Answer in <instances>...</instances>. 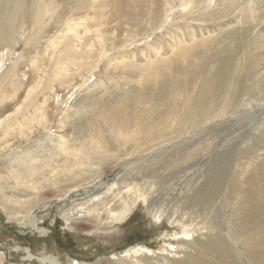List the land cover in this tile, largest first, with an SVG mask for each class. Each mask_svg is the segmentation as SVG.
Masks as SVG:
<instances>
[{
	"label": "rangeland",
	"instance_id": "obj_1",
	"mask_svg": "<svg viewBox=\"0 0 264 264\" xmlns=\"http://www.w3.org/2000/svg\"><path fill=\"white\" fill-rule=\"evenodd\" d=\"M40 1L36 25L34 0H0V264H188L185 252L221 220L241 263L254 264L243 245L249 230L260 236L264 205L244 201L246 177L264 164V63L249 67L237 109L193 128L177 109L230 36L246 43L241 58L259 53L248 47L264 35L255 0ZM158 115L167 120L140 144L138 128L121 124ZM229 153L230 208L219 216L195 198ZM127 205L128 219L111 223Z\"/></svg>",
	"mask_w": 264,
	"mask_h": 264
},
{
	"label": "bare ground",
	"instance_id": "obj_2",
	"mask_svg": "<svg viewBox=\"0 0 264 264\" xmlns=\"http://www.w3.org/2000/svg\"><path fill=\"white\" fill-rule=\"evenodd\" d=\"M67 1L68 0H62L63 4H65ZM79 1H81V0H79ZM40 2H41L40 0H34V2L32 4L33 9H34L33 22L36 25L40 24V20L38 19V17L41 16V15H39L40 14L39 11L41 10L40 5H39ZM7 3H8V1H7ZM124 3L126 4V6L133 7L135 9H138L137 7H139V4L138 3L136 4V0H126ZM51 4H52V2H51ZM83 4L84 3H82V5ZM107 4L110 7L111 6H114L115 8L118 7V4L115 3L114 0H110L105 5H107ZM253 4L256 5L254 10L257 12L260 19H263V21H264V0H255V3H253ZM80 6L81 5L78 4L76 7H80ZM83 6H85V4ZM46 10H50L48 6H47V8H45V12H46ZM52 10H53V8H52ZM37 12H38V16L36 14ZM14 25H15V23H14ZM262 36H264V35L257 33V35L254 38V40H255L254 43L252 42L251 44H248L249 49L254 48L255 50H259V53H257L256 55H253L251 49L250 50L247 49L246 52L244 51L245 55L242 58L240 57V53H241V51H243V47L246 43L245 44L242 43V41H241L242 39H237V37H235V36L229 37V39L231 40L230 44H232V46L229 48H226V49L224 48L222 50L221 61L219 59H217L218 60L217 63H219V64L215 67V69L213 71H210V72L201 71L199 73V77H201L200 78L201 82L199 84H197V86L193 90L192 94H188V96H185V98H183V102L178 104L179 105L178 109H177L178 114H179L178 116L180 117L179 119L182 122L184 121V123L188 124L189 127L193 128V127H195V126H197L203 122H207L208 120H212L215 117L216 118L221 117L225 113H228L229 111L235 109L236 103L237 104H238V102L241 103L240 102L241 96L243 94H246V92L249 93L250 91H252V90H250V85L247 84V78H249V70H250L249 67H251L253 64H256V63H264V37H262ZM227 42H228V40H227ZM240 58H241V60L239 61ZM204 67H206V66L204 65ZM190 74H192V73H190ZM155 75L157 76V74H155ZM157 77L152 78V80L158 79ZM258 77H259V79L256 83H257L260 91H263V89H264V76H263V78H262V76H258ZM162 81H163V79H162ZM254 82H252V83H254ZM162 90H164V89H162ZM159 91L156 92L154 94V96L155 95L160 96V94H162L163 91H161V90H159ZM163 93H165V91ZM261 93L263 94L264 92H261ZM262 94H260V96ZM262 96L264 98V94ZM124 101H123V104H125ZM138 109H140V108H138ZM122 111H123L122 107H121V109L116 110L113 113L114 119H116L119 115H121ZM106 116H108V115H106ZM148 117H144L143 120L139 121V122H137L135 119H131L130 117H129L130 120L128 119V121H124V120L121 121L122 122L121 124L124 127H127V126L128 127L129 126L134 127L135 126L136 128H138L137 131H139V132L138 133L136 132V134L140 133L138 135L140 138H138L137 135L135 137H136V139L140 140L139 144L141 142L142 143L146 142L148 139H150V137L154 133L153 129L156 128L158 126V124L162 123L164 120L165 121L167 120V118L164 119L166 116H164V118H163V116H159V115H158V117H149V118ZM121 118H122V116L119 119H121ZM139 118L140 117H138V119ZM141 118H142V116H141ZM117 120H118V118L116 119V121ZM178 128H180L179 125H178ZM178 131H180V130H178ZM231 154L232 153H229L227 156V159L225 158L227 161V165L225 166L224 170L221 171V173L216 178H214L212 180V182L208 186L206 192H204V193L202 192L198 196L196 195V198H195L196 200H198L197 203L201 207H203L205 205L215 207V209H216V207H218L217 211L219 212L218 213L219 216H226V212L230 208V202H229L230 201V192L227 191V189L225 188V185L230 181L229 174H230L232 167L234 166V164H233L234 162L231 160ZM255 172L256 173L254 176H251V177L247 176L246 177L247 181L249 182V184H248L249 189L248 190H250V191L245 196V201H244L245 203H248L253 208L259 207V206L261 207L264 205V164L259 165ZM252 175H253V173H252ZM246 178L243 180L244 183H247ZM235 185H237L236 181L234 183V186ZM199 192H201V191H199ZM197 194H198V192H197ZM218 199L220 200L219 201L220 203L217 202ZM129 207L130 206H128V205L123 206L118 211V213L113 214L111 216L112 217L111 223L112 222H121V221L127 220L130 213H131V210ZM115 208H116V205H113L112 209L109 208L106 210L112 211ZM253 208L247 209L245 214L242 216L243 222H245V223L252 222V216H253V213L255 211ZM91 210H92V213L93 212L95 213V214H92V216H94L95 218H99L98 216H100V214L98 213V207L93 208V209L91 208ZM73 213H74V211H73ZM89 213H90V211H89ZM67 214H70V212H67ZM75 214H79L78 211H76ZM238 216H239V214H238ZM255 225H256V228L258 229V231L260 232V236L258 237L256 235L255 228L249 230L250 239H251V236L254 232L256 237H257V241L254 245H251V244H249V242H250V239H249V240H247L246 243H244L243 248H244V251L246 252V254L253 259L254 264H264V221L263 222L257 221L255 223ZM224 226H225V224L221 220L220 222L214 224L215 231L212 230V232L210 231V233H206V235H205L206 239L198 238L197 240H195V245H193L192 251H189V252L186 251L185 252V255L188 257V262H187V260H186V262L188 264H242L241 263L242 262L241 257L238 254L239 252L238 253L236 252L237 248L235 249V245L229 240V238L225 232L226 227H224ZM26 251L29 254V256L31 257L29 250L26 249ZM129 251L132 252V250H129ZM138 251H144V249L138 248ZM42 261L44 263L48 262L49 264H62L60 262V260L54 256L53 257L45 256V257H43ZM177 264H185V263H177Z\"/></svg>",
	"mask_w": 264,
	"mask_h": 264
}]
</instances>
